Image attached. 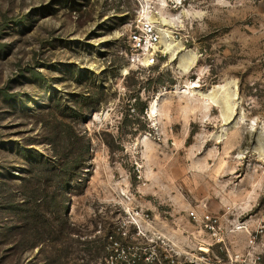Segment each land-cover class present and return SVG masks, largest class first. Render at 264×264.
I'll use <instances>...</instances> for the list:
<instances>
[{"label":"rangeland","instance_id":"rangeland-1","mask_svg":"<svg viewBox=\"0 0 264 264\" xmlns=\"http://www.w3.org/2000/svg\"><path fill=\"white\" fill-rule=\"evenodd\" d=\"M190 211L264 226V0H0V264L196 253Z\"/></svg>","mask_w":264,"mask_h":264},{"label":"built area","instance_id":"built-area-1","mask_svg":"<svg viewBox=\"0 0 264 264\" xmlns=\"http://www.w3.org/2000/svg\"><path fill=\"white\" fill-rule=\"evenodd\" d=\"M160 38L156 28L149 22L142 23L132 31L130 35L133 51L132 65L153 66L159 52ZM129 214L136 222L148 221V216L141 211L132 210ZM188 221L194 229L190 231L189 236L192 239L189 237L191 240L188 241L194 243L196 253L189 251V245L185 244L181 247L175 240L166 237H158V241L148 239L137 226V236L145 243L149 242V245L147 247L138 244L127 246L121 251L123 260H119L116 264H263L258 238L263 236L264 226L260 225L252 229L247 222L225 224L220 216L207 211H190ZM239 230H245L248 234L246 245L242 250H236L237 246L232 241ZM220 252L225 254L224 258L218 254Z\"/></svg>","mask_w":264,"mask_h":264}]
</instances>
